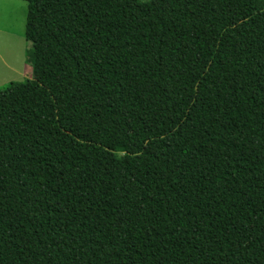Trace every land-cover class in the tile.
<instances>
[{
  "label": "trees",
  "instance_id": "trees-1",
  "mask_svg": "<svg viewBox=\"0 0 264 264\" xmlns=\"http://www.w3.org/2000/svg\"><path fill=\"white\" fill-rule=\"evenodd\" d=\"M25 1L0 264H264V0Z\"/></svg>",
  "mask_w": 264,
  "mask_h": 264
},
{
  "label": "rangeland",
  "instance_id": "rangeland-1",
  "mask_svg": "<svg viewBox=\"0 0 264 264\" xmlns=\"http://www.w3.org/2000/svg\"><path fill=\"white\" fill-rule=\"evenodd\" d=\"M26 13L25 0H0V89L31 77V43L24 36Z\"/></svg>",
  "mask_w": 264,
  "mask_h": 264
}]
</instances>
